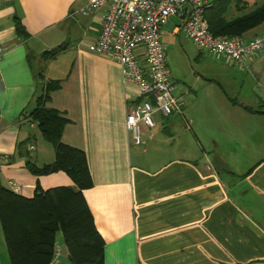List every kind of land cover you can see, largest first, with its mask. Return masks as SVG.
<instances>
[{"label": "crops", "instance_id": "0c3cea01", "mask_svg": "<svg viewBox=\"0 0 264 264\" xmlns=\"http://www.w3.org/2000/svg\"><path fill=\"white\" fill-rule=\"evenodd\" d=\"M263 1L231 0L226 16ZM86 2L0 0L2 182L28 196L37 181L74 184L65 170L36 175L26 166L55 158L30 112L45 81H59L47 104L67 118L62 140L87 153L93 185L84 194L106 264H264V47L242 63L202 54L207 81L177 87L173 79L182 111L154 112L155 126L144 124L136 141L126 116L139 87L115 58L90 49L108 4L84 11ZM179 21L163 26L162 41L182 31ZM243 35L264 36V21ZM28 138L24 155L18 144ZM8 255L0 251V264H9Z\"/></svg>", "mask_w": 264, "mask_h": 264}, {"label": "trees", "instance_id": "16d2710c", "mask_svg": "<svg viewBox=\"0 0 264 264\" xmlns=\"http://www.w3.org/2000/svg\"><path fill=\"white\" fill-rule=\"evenodd\" d=\"M230 3L231 0H211L207 6L205 15L214 34L241 35L264 21V1L246 13L228 18L226 10ZM16 26L20 34H25L19 18ZM64 47L61 44L47 50L44 58L56 56ZM58 85L59 81H45L30 112L42 134L53 143L55 158L43 165L27 159L26 166L36 175L65 170L74 184L44 188L37 181L34 193L28 196L5 185L0 178V220L10 261L11 264H51L57 233L61 230L73 264H106L104 238L84 194V189L93 185L87 153L62 140L67 118L47 104L51 91ZM30 138L18 144V151L24 155H29L25 144Z\"/></svg>", "mask_w": 264, "mask_h": 264}, {"label": "built area", "instance_id": "2783aa9c", "mask_svg": "<svg viewBox=\"0 0 264 264\" xmlns=\"http://www.w3.org/2000/svg\"><path fill=\"white\" fill-rule=\"evenodd\" d=\"M210 1L87 0L83 7L86 11L108 4L100 34L89 47L115 58L121 65L123 78L138 85L137 99L129 103L126 116V124L136 141L141 138L144 124L155 126L154 112L170 115L182 111L183 102L173 93L174 80L161 39L162 28L171 15L180 18L175 23L177 28L184 30L200 48L222 53L235 61L242 63L264 47V36L214 34L205 15ZM3 52L0 39V57ZM14 190L18 191V187Z\"/></svg>", "mask_w": 264, "mask_h": 264}, {"label": "rangeland", "instance_id": "374dc122", "mask_svg": "<svg viewBox=\"0 0 264 264\" xmlns=\"http://www.w3.org/2000/svg\"><path fill=\"white\" fill-rule=\"evenodd\" d=\"M175 20L179 21L180 19L177 15H171L168 25H173L172 21ZM165 39L163 37L168 53L169 67L172 72V78L176 81V86L178 87L185 83L190 84L193 81H207L202 76V73L205 74V72H208L211 66L202 54L214 57L215 54L200 48L184 30L177 35L168 37L167 40ZM174 92L176 93L177 91L175 90ZM4 249L8 255L7 246L3 240L2 230L0 228V251L2 252ZM56 249H59V255H56ZM56 249L54 259L57 258L60 264H73L69 257L68 247L64 242L63 232L61 230L57 233ZM7 259L9 260V255ZM9 264H11L10 261Z\"/></svg>", "mask_w": 264, "mask_h": 264}]
</instances>
